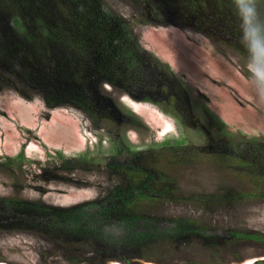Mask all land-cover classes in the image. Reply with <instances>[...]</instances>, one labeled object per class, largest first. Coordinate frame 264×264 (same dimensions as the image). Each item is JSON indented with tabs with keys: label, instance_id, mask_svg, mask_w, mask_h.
Listing matches in <instances>:
<instances>
[{
	"label": "rangeland",
	"instance_id": "374dc122",
	"mask_svg": "<svg viewBox=\"0 0 264 264\" xmlns=\"http://www.w3.org/2000/svg\"><path fill=\"white\" fill-rule=\"evenodd\" d=\"M102 1L122 18L148 21L138 0ZM184 1L177 0V7L181 9ZM212 2L210 13H214ZM158 19L135 28L141 53L150 66L155 62L181 83L186 92L180 95L181 106L191 115L189 122L180 123L175 107L166 100L160 105L145 97L136 100L111 86L103 92L93 84L94 95L106 96L107 107L117 113L114 120L105 117L95 124L81 109L68 103L51 107L38 88L8 77L0 82V197L18 195L59 207L93 202L111 186L127 181L115 172V165L134 160L128 149L144 152L149 163V156L156 155L154 165L174 192L172 198L148 201L144 211L195 219L215 238L190 234L130 264H241L264 258V242L230 238L232 231L264 234V174L257 185L252 168L244 172L213 150L192 156L186 148L182 155L186 162L180 164L178 150L161 154L168 139H184L189 147L208 145L205 129L216 136L221 127L220 136L235 143L264 139V68L228 45L219 35L223 32L215 36V30L199 28L203 26L193 18L163 14ZM4 23L11 28L12 18ZM22 67L30 69L26 64ZM211 121L215 125L210 126ZM115 146L123 153L113 150ZM20 154L23 160L7 164L6 158ZM230 191L237 196L234 201H219L216 195ZM67 254L64 247L34 233L0 231V264H75ZM79 257L95 259L93 251H83Z\"/></svg>",
	"mask_w": 264,
	"mask_h": 264
},
{
	"label": "trees",
	"instance_id": "16d2710c",
	"mask_svg": "<svg viewBox=\"0 0 264 264\" xmlns=\"http://www.w3.org/2000/svg\"><path fill=\"white\" fill-rule=\"evenodd\" d=\"M138 2L148 21L122 18L106 9L102 0H0V82L8 77L19 78L38 88L51 107L68 103L85 112L95 124L105 117L114 120L115 108L107 107L106 96L100 99L94 95L91 85L107 83L129 93L159 83L160 75L153 64L145 70L147 62L135 28L160 22L158 18L165 12L173 18H193L203 26L199 28L215 30V36L223 32L219 35L228 45L264 68V0H213L214 13H210V0H186L181 9L173 0ZM10 18L12 27L6 28L4 20ZM23 64L30 67L28 72ZM171 143L168 139L162 144V155L175 154ZM184 143V139L177 140V146ZM230 144L234 152L231 149L223 155L244 172L252 168V179L259 183L264 174V139L243 138ZM115 149L123 153L120 146ZM128 152L134 155L133 161L116 163L120 177L127 181L111 186L96 201L59 207L18 195L0 197V231L31 232L47 238L67 249L68 259L75 264H103L104 260L130 264L132 259L177 244L190 234L214 239L200 221L144 211L148 201L172 198L173 188L166 183L169 179L158 173L156 155L149 156V163L144 152ZM185 153L177 151L178 164L186 162L182 158ZM24 158L20 154L16 159H6L7 164L13 165ZM216 196L219 201L231 202L236 195L230 191ZM230 238L264 242V234L248 231H232ZM83 251H93L95 259L80 258Z\"/></svg>",
	"mask_w": 264,
	"mask_h": 264
},
{
	"label": "flooded vegetation",
	"instance_id": "af4514ba",
	"mask_svg": "<svg viewBox=\"0 0 264 264\" xmlns=\"http://www.w3.org/2000/svg\"><path fill=\"white\" fill-rule=\"evenodd\" d=\"M174 5L177 7V0H173ZM168 11V10H167ZM170 14V11L168 12ZM177 13V11H176ZM151 14V11H150ZM166 14V12H165ZM172 14V13H171ZM175 14V13H174ZM145 70H148L150 65L144 64ZM154 68L157 71V73H159L160 75V82L159 83H154L152 84L151 88L143 89L140 90L142 91V94H139L140 91L136 90V91H130L128 95H130L131 97H133L136 100H140L141 98L145 97L146 100L152 101L154 103H157L160 105V103H163L164 100L168 101L169 104L173 105L175 108V117L177 118V120L180 121V123H188L190 118L189 116H191L188 112L185 111V108L181 106V102L180 101V95H183V92L186 93L182 87H181V83L178 84L177 83V79L173 77L172 73H170V71H166L161 69L158 65L155 64L154 62ZM147 75V74H146ZM99 88H105V90H107V88L104 85H100L98 84ZM104 90V92H106ZM115 90V89H114ZM133 92H138L137 93H133ZM109 94V93H107ZM110 95V94H109ZM186 104V102H185ZM180 107H182V109H180ZM187 115L189 120L187 119ZM197 126H202L201 124L198 125V123H196ZM215 125L214 121L210 122V126ZM222 125V124H221ZM204 128V126H202ZM221 127L218 128V131L216 132V136L215 135H211V132L209 130L205 129V132L207 133V135L209 136V141H208V145L202 146V147H197L195 145H192L193 147H189V145L186 143L184 144H179L177 146V139H175L174 141H172L170 148H173L174 150H178V151H184L186 150V148L189 149V151H192L191 155L192 156H197L199 154H202L201 152H203L204 150L207 151H214V152H218V153H229L230 150L232 149V152H234V146H231L230 141L226 138V137H222L220 136V131H221ZM230 147V148H229ZM232 147V148H231ZM147 164L145 163L144 166H146ZM116 169L115 172L120 175V170L118 169L117 165H115Z\"/></svg>",
	"mask_w": 264,
	"mask_h": 264
},
{
	"label": "water",
	"instance_id": "95a60500",
	"mask_svg": "<svg viewBox=\"0 0 264 264\" xmlns=\"http://www.w3.org/2000/svg\"><path fill=\"white\" fill-rule=\"evenodd\" d=\"M264 263V258H259V259H254V260H249L245 263H241V264H263ZM111 264H122V263H118V262H113Z\"/></svg>",
	"mask_w": 264,
	"mask_h": 264
},
{
	"label": "clouds",
	"instance_id": "9594fccd",
	"mask_svg": "<svg viewBox=\"0 0 264 264\" xmlns=\"http://www.w3.org/2000/svg\"><path fill=\"white\" fill-rule=\"evenodd\" d=\"M103 85H104L108 90H110V89H109V86H111L110 84L104 83ZM111 87H112V86H111ZM112 88H113V87H112Z\"/></svg>",
	"mask_w": 264,
	"mask_h": 264
}]
</instances>
